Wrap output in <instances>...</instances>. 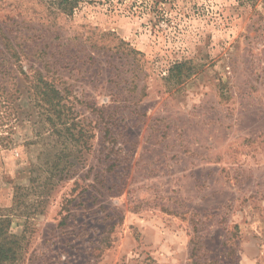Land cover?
Segmentation results:
<instances>
[{
    "label": "rangeland",
    "instance_id": "obj_1",
    "mask_svg": "<svg viewBox=\"0 0 264 264\" xmlns=\"http://www.w3.org/2000/svg\"><path fill=\"white\" fill-rule=\"evenodd\" d=\"M0 28L76 123L20 82L4 264H264V0H0Z\"/></svg>",
    "mask_w": 264,
    "mask_h": 264
},
{
    "label": "trees",
    "instance_id": "obj_2",
    "mask_svg": "<svg viewBox=\"0 0 264 264\" xmlns=\"http://www.w3.org/2000/svg\"><path fill=\"white\" fill-rule=\"evenodd\" d=\"M62 1L69 0H59L60 4ZM60 9L62 12L65 11L64 7ZM0 44V142H13L12 126L16 121V113L13 112L12 96L19 92L21 81L27 85L30 101L43 115L44 123L48 126L47 134L58 136L63 129L68 134L65 139L74 140L76 135L73 131L76 123L72 116V106L68 104L60 90L36 67L22 65L20 60L22 51L16 48L13 40L1 28ZM78 133L80 136L81 131ZM4 146L5 143L0 144V147ZM60 163L55 162V167L57 168ZM66 165L62 169H65ZM3 222L4 220L0 218V264L14 261L16 257V250L7 242V237L3 233Z\"/></svg>",
    "mask_w": 264,
    "mask_h": 264
}]
</instances>
